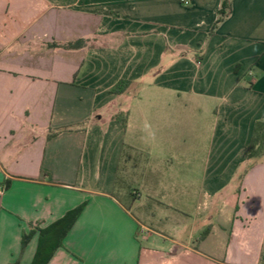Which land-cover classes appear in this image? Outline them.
Listing matches in <instances>:
<instances>
[{"label":"crops","instance_id":"0c3cea01","mask_svg":"<svg viewBox=\"0 0 264 264\" xmlns=\"http://www.w3.org/2000/svg\"><path fill=\"white\" fill-rule=\"evenodd\" d=\"M188 1L0 0V264H264V0Z\"/></svg>","mask_w":264,"mask_h":264},{"label":"trees","instance_id":"16d2710c","mask_svg":"<svg viewBox=\"0 0 264 264\" xmlns=\"http://www.w3.org/2000/svg\"><path fill=\"white\" fill-rule=\"evenodd\" d=\"M227 6L223 3L218 12V19L216 20V25L223 20L227 15L225 12ZM83 41H77L75 43H68L64 45L66 49H79L83 46ZM131 82L128 80L118 81L112 88L111 93L114 95L124 94L127 89L130 87ZM126 116H116V120L121 123L123 127L126 125ZM264 157V119L257 120L254 125L251 144L249 148L248 159L256 160ZM85 205L80 206L74 211V215H78ZM63 220L52 225L50 228L41 230L39 236V242L37 245V250L34 256V259L31 264H47L52 257L54 251L61 247V241L68 232L70 224L62 228ZM30 239V234L24 235L22 239V249L25 248Z\"/></svg>","mask_w":264,"mask_h":264},{"label":"built area","instance_id":"2783aa9c","mask_svg":"<svg viewBox=\"0 0 264 264\" xmlns=\"http://www.w3.org/2000/svg\"><path fill=\"white\" fill-rule=\"evenodd\" d=\"M180 3L186 7L190 6V2L188 0H179ZM3 192V190L0 188V194Z\"/></svg>","mask_w":264,"mask_h":264}]
</instances>
